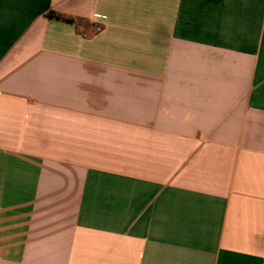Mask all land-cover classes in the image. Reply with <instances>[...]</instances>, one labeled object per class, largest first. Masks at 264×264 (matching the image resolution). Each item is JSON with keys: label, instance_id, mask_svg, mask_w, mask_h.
<instances>
[{"label": "crops", "instance_id": "0c3cea01", "mask_svg": "<svg viewBox=\"0 0 264 264\" xmlns=\"http://www.w3.org/2000/svg\"><path fill=\"white\" fill-rule=\"evenodd\" d=\"M0 264H264V0H0Z\"/></svg>", "mask_w": 264, "mask_h": 264}, {"label": "trees", "instance_id": "16d2710c", "mask_svg": "<svg viewBox=\"0 0 264 264\" xmlns=\"http://www.w3.org/2000/svg\"><path fill=\"white\" fill-rule=\"evenodd\" d=\"M47 15L51 16V17H55V18H59V19H67V20H72L74 21V19L72 17L66 16L64 14L58 13L54 10H50Z\"/></svg>", "mask_w": 264, "mask_h": 264}]
</instances>
